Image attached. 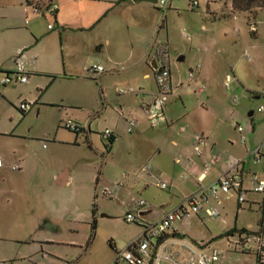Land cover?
<instances>
[{"label": "rangeland", "instance_id": "374dc122", "mask_svg": "<svg viewBox=\"0 0 264 264\" xmlns=\"http://www.w3.org/2000/svg\"><path fill=\"white\" fill-rule=\"evenodd\" d=\"M199 2L200 7L194 8L190 0H170L166 8L158 11L165 23L164 29H158L161 39L169 48L173 70L175 63L181 68L185 95L190 101L186 96L183 102L174 95L171 98L179 106L177 114L191 111L194 124L200 122V115L204 128L194 133H203L216 143V152L227 163L229 172L236 173L237 166L243 169L244 163V189L249 193L242 211L235 192L229 199L222 195L221 204L212 200L207 205L220 210L219 218L195 215L177 225H182L184 238L191 243L204 245L205 250H224L217 264H259L256 255L245 254L237 247L239 235L228 238L226 234L234 229L247 230L254 234L253 239L255 235L264 238V195L254 193L250 181L252 174L264 179V158L257 160L259 155L255 153L257 148H264V113L258 111L264 105V10L254 6L250 13L240 11L235 0ZM11 12L13 23L19 24V12ZM1 14L0 11V17ZM48 17V24L55 22L52 14ZM252 27L256 29L254 33ZM180 56H186V60L178 62ZM198 65L203 68V78L190 84V68ZM173 73L177 78L175 70ZM85 75L90 77L86 72ZM227 75L234 78L230 90L225 86ZM110 78L103 87L102 114L95 115L98 125L90 136L92 145L87 143V134H77L63 126L79 112L75 111L77 105L92 94V83L83 81L74 86L62 77L42 91L12 89L0 83V94L6 89L13 92L12 98L0 97V157L4 162L0 168V264H111L116 249H124L141 233L139 225L126 221L139 202L148 203L145 219L155 223L183 202L186 195L196 192L183 178L172 183L162 170L159 156L151 160L145 151H139L145 149L146 137H138L137 129L128 133L129 123L121 108L126 97L118 94V90L133 86L118 83V77L116 81ZM203 85L207 89L197 93L196 88ZM27 97L37 105L23 115L19 109ZM235 97L239 98L237 104L233 103ZM203 101L205 106L201 105ZM123 109L131 118L147 120L136 105L126 104ZM137 110L140 113L136 114ZM238 124L244 127L245 145L236 129ZM142 126L149 127L146 134L150 140L160 139V159L165 158V170L176 175L172 139L180 138L183 127L188 132L191 127L182 119L164 133L155 129L156 134H161L158 137L148 120ZM108 127L118 132L114 146L101 136ZM148 166L152 173L144 171ZM66 170L71 172V184L63 187L54 182L55 175ZM160 181L167 182L169 189H161ZM107 190H115L112 198L105 196ZM45 219L52 224L47 225L48 230L43 229Z\"/></svg>", "mask_w": 264, "mask_h": 264}, {"label": "crops", "instance_id": "0c3cea01", "mask_svg": "<svg viewBox=\"0 0 264 264\" xmlns=\"http://www.w3.org/2000/svg\"><path fill=\"white\" fill-rule=\"evenodd\" d=\"M56 2L59 3L60 10L54 16L55 22L48 24L51 18L48 15L45 16L36 12L27 0H0V11L3 13L0 17V21H3L0 24V83H2V79L9 72L12 73L14 71L15 56L20 50H25L28 60L29 82L26 84H12L10 85L12 89L22 87L24 90L37 88L42 91L43 88L49 84L52 85L62 77L69 81L67 83L74 86L83 83V81L92 83L94 91L82 103L77 105L79 108L75 111L79 112L73 115V120L84 126L86 131L82 133L87 134V143L92 145L93 139L90 136L95 133V126L98 125L96 116L102 114L103 109L100 110V101L105 95L103 87H105L104 83L107 77H111V80H115V77H118V83L133 86L129 87L134 90L133 93H118L120 97H126L123 104H121V108L122 116L128 122L132 115L125 113L124 105L129 104L131 107L136 105L138 109L141 108L145 112L146 107L152 102L157 92L155 75L160 49L163 46L168 48L164 43L165 41L161 39L160 32V30L165 28V23H162V14L158 13L161 8L148 3L137 4L132 0H56ZM12 10L19 12L21 16L19 24L13 23ZM32 11L40 16L33 15ZM46 24H48L47 28ZM50 24L56 25V29L49 30L48 26ZM59 27L60 30H58ZM182 57H184V60L180 61ZM185 60L186 56H180L177 61L184 62ZM225 60L224 58L223 62ZM91 64L103 65L107 72L101 75H90L86 72V69ZM195 68L191 67L190 71ZM174 70L175 74H178L177 78L173 73ZM174 70L171 64L174 87L171 96L174 95V97H178L183 102V96H186V88L180 76L181 68L175 63ZM202 70L203 68L196 73V78L192 81L190 80V84L201 79V77L203 78L201 75ZM85 72L90 77H87ZM206 72L208 73V71ZM46 79L51 82H44ZM204 80L207 81L206 76H204ZM6 86L8 85H4V87ZM134 87L140 90L137 91ZM182 87H184L183 90L180 89ZM12 89L4 90L0 97L12 98ZM171 96L165 107V119L155 122L147 120L154 133L156 132L155 129L164 133L162 132L164 129L170 128L171 125L180 122L182 119H184L189 128L191 127L189 132L183 127L179 132L180 138L172 139V146L176 148L173 160L178 167L177 174L174 175L170 173V170H165L166 168L168 169V166L165 158L163 160L160 159L161 155H163L161 141L160 139L150 140L148 138L146 132L149 127L145 128V126H142L147 120L142 118H139L140 121L135 130L137 129L138 137H146L147 143L145 144V149L142 148L139 151H145L146 157L151 158V160L159 156V163H163L162 170L172 183L176 182L178 177L187 176L188 179L183 180L187 185H190V188H194L193 191L197 192L199 188L198 177L204 161L213 158L217 159L211 174L204 182L205 185L219 179L229 172V169L227 163L223 162V158L216 152V143L211 142L208 136H206L208 138V146L205 155L200 158L194 154L195 135L198 134L194 132L198 128H204L200 124L202 118L199 115L197 120H200V122L194 124L195 120H193L190 110L187 109L184 113L177 114L176 111H179V106L177 102L172 101ZM186 98L190 99L189 96H186ZM199 101L198 99L197 102ZM21 102V104L29 102L28 97ZM33 104L34 107L37 105V103ZM201 105L205 106L206 103L203 101ZM137 111L136 114L140 113V110ZM197 112L199 111H195V113ZM107 129H111L116 136V141L113 143L114 146L118 140V132L113 128L108 127ZM156 135L161 134L158 133ZM113 150L114 147H111L112 152ZM178 161L180 162L178 163ZM243 166L241 170L244 173V177H246L247 173L244 163ZM3 167L4 162L0 168ZM149 173H152V169ZM71 178V172L66 170L62 173H57L54 182L66 187L71 184ZM189 196L191 195H186L185 198ZM147 214L145 211L143 212L144 218ZM43 225L44 230H48V226H52L49 219H45ZM180 226L182 225H177L176 229L185 233Z\"/></svg>", "mask_w": 264, "mask_h": 264}, {"label": "built area", "instance_id": "2783aa9c", "mask_svg": "<svg viewBox=\"0 0 264 264\" xmlns=\"http://www.w3.org/2000/svg\"><path fill=\"white\" fill-rule=\"evenodd\" d=\"M33 9L42 14L56 16L60 10V5L56 0H29ZM170 0H158L157 6L161 9L167 7ZM194 8L200 7L199 0H190ZM56 25L50 24L49 30L56 29ZM60 30V27L59 29ZM252 31L255 32V27H252ZM188 38V34H184ZM245 56L249 61L251 57L248 52H245ZM14 71L11 75H7L2 79L3 85L12 84H26L29 82V68L28 60L26 58L25 50H20L15 56ZM202 69V66H197L190 71V80L196 78V73ZM86 72L90 75H101L107 72L106 68L100 64H91ZM156 82L157 92L153 97L152 102L146 107L145 115L150 122H155L161 119H165V107L169 102V98L174 91L172 83V73L170 64V54L168 48L163 46L160 49L158 57V67L156 68ZM234 80L232 75H227L225 80V86L227 90H230L231 83ZM207 88L205 85L197 88V91L203 92ZM134 90L120 89L118 93L126 94L133 93ZM238 97L233 99V103L237 104ZM34 107L33 103H23L20 105V112L29 113ZM258 111L264 113V105L260 106ZM139 118H130L128 124V133H132L139 124ZM63 126L68 130L76 133H82L85 130L84 126L74 120H67L63 123ZM237 131L241 135V143L247 144V138L244 135V127L242 125H236ZM102 138L105 141H109L115 134L111 129H106L102 132ZM208 138L203 133L195 135V154L197 157L202 158L207 149ZM256 155H259L257 160L262 161L264 158V148L259 147L255 150ZM180 161H178L179 163ZM216 158L204 161L201 168V173L198 177V191L193 196H189L183 200V202L175 207L169 213L163 215L157 222H147L143 216L144 208L148 206V203L144 200L139 202L135 211H130L126 218L128 223H135L140 226L141 233L134 238L124 249H116L114 261L111 264H217L225 255L224 250L212 249L205 250L204 245H195L184 238L185 233L179 232L176 226L180 222H186L192 219L195 215L202 218L203 215L210 218H219L220 210L217 207H207L212 200H216L218 204L223 202L222 195L226 198H230L233 193L238 194L239 211L243 210V204L246 202V196L249 191L244 189L245 177L244 173L237 166L235 171L227 172L219 179L204 184L208 176L211 174L215 164ZM243 165V164H242ZM3 166L2 158L0 157V167ZM17 169V166L15 167ZM151 167L144 168L145 171H151ZM187 180L188 177H183ZM251 184L253 185V192L256 194L264 195V179H261L259 175L252 174L250 176ZM158 186L163 189H169V184L165 181H160ZM115 190L106 191L105 196L112 198ZM203 219V218H202ZM254 234L249 233L239 234V240L237 241V247L241 249L243 253L257 254L259 255V264H264V238L261 235L252 238ZM234 236V235H233ZM254 240V243H253ZM252 243L254 245H252Z\"/></svg>", "mask_w": 264, "mask_h": 264}, {"label": "trees", "instance_id": "16d2710c", "mask_svg": "<svg viewBox=\"0 0 264 264\" xmlns=\"http://www.w3.org/2000/svg\"><path fill=\"white\" fill-rule=\"evenodd\" d=\"M27 1L30 3L29 0H27ZM235 6L240 11L250 13L254 9V6L258 7L261 10H264V0H235ZM11 74H12L11 72L8 73V75H11ZM21 113L23 115L27 114V113H23V112H21ZM254 114H255V112H254ZM115 141H116V136L110 138V140H109L110 144H113ZM241 233H249V231H247V230H243V231L233 230V231L227 233L226 236L228 238H230L233 235H236V234L239 235ZM245 254H247V253H245ZM254 255L257 256V260L259 261V255H257V254H254Z\"/></svg>", "mask_w": 264, "mask_h": 264}, {"label": "water", "instance_id": "95a60500", "mask_svg": "<svg viewBox=\"0 0 264 264\" xmlns=\"http://www.w3.org/2000/svg\"><path fill=\"white\" fill-rule=\"evenodd\" d=\"M134 3H148V4H153V5H157L158 3V0H132ZM184 60V57L180 58V61H183ZM253 116H254V111H252L250 113V117L252 118V122H254V119H253Z\"/></svg>", "mask_w": 264, "mask_h": 264}]
</instances>
